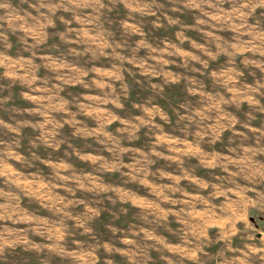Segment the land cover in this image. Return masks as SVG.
Masks as SVG:
<instances>
[{
  "label": "rangeland",
  "instance_id": "1",
  "mask_svg": "<svg viewBox=\"0 0 264 264\" xmlns=\"http://www.w3.org/2000/svg\"><path fill=\"white\" fill-rule=\"evenodd\" d=\"M0 264H264V0H0Z\"/></svg>",
  "mask_w": 264,
  "mask_h": 264
}]
</instances>
